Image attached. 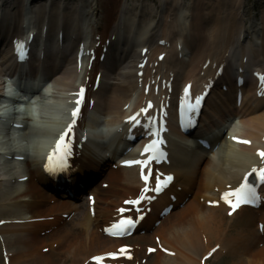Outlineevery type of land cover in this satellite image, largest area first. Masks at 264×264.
I'll return each instance as SVG.
<instances>
[{
	"label": "bare ground",
	"instance_id": "1",
	"mask_svg": "<svg viewBox=\"0 0 264 264\" xmlns=\"http://www.w3.org/2000/svg\"><path fill=\"white\" fill-rule=\"evenodd\" d=\"M3 1L0 38L4 33V39L11 33L14 38L24 35L32 18L46 25L43 68L54 80L40 114L42 121H27L20 136L11 123L0 132V264H86L93 256L122 246V241L106 237L103 229L123 200L136 196L142 185L138 170L120 166L116 157L120 148L105 138L97 152L79 151V171L72 180L73 188L91 184L88 192L96 202L94 215L80 189L77 201L49 191L42 158L47 141L62 126L70 94L79 84H86L87 78L92 86L95 74L107 66L96 111L114 130L131 108L136 111L148 102L151 95L146 96L144 88L154 81L174 78L180 86L192 82L203 90L225 57L239 63L240 42L234 38L250 33L241 22L248 20L254 27L253 12L247 0H75L66 4L58 0L51 6L37 4L27 12L25 1ZM193 7L196 14H190ZM257 23L264 33V17ZM60 36L72 44L80 45L84 38L91 43L97 57L90 70H76ZM114 36L122 45L111 53L107 64L101 63L103 45ZM99 41L102 44L96 46ZM162 41L164 46L159 45ZM178 41L187 47L188 62L184 53L178 54ZM147 46L148 65L144 76L137 78L136 67L143 59L140 50ZM110 47L115 45L110 43ZM163 53L165 60L158 62ZM7 56L4 42L0 46V96L6 77L16 75ZM247 63L264 70V43L249 51ZM156 95L162 100L166 93L160 88ZM231 112L225 123L234 118V126L213 151L202 154L182 145L174 150L166 169L176 174L175 184L144 220L145 235L132 237L136 243L131 254L140 264H203L205 256L220 259L223 255L230 257L229 264H264V231L258 228L264 226V207L243 209L229 217L220 200L221 192L235 188L260 164L256 149L264 139V99L245 100L242 108ZM23 142L29 147L22 146ZM23 155L26 160L19 161ZM171 205L174 211L162 220L161 213ZM234 221L249 226L234 233ZM151 246L155 252L148 259ZM130 262L123 255L118 260V264Z\"/></svg>",
	"mask_w": 264,
	"mask_h": 264
},
{
	"label": "snow or ice",
	"instance_id": "2",
	"mask_svg": "<svg viewBox=\"0 0 264 264\" xmlns=\"http://www.w3.org/2000/svg\"><path fill=\"white\" fill-rule=\"evenodd\" d=\"M16 48L19 53V58L23 59L26 54L23 51V41H17ZM260 82L261 84H264V76H260ZM83 93H84V89L81 88L80 93L78 94L80 96V99L77 100V108L73 109L72 111L73 117H75L78 113V106L82 102ZM187 93H188V89L185 88V94L187 95ZM201 99L202 97L197 96L195 98V103L194 104L190 103L188 107L190 109L198 108ZM149 107H151L150 104H149ZM140 111L146 112L147 109L146 108L141 109ZM137 116H131L128 119L130 121H133L134 124H139L140 121L139 119H137ZM74 124H75V119H73L72 122L68 124L66 130L60 134L59 139L56 141L55 147L48 154V157H47L48 162L44 166L46 171L52 174H55L57 171H62L67 168L66 157L70 154V145H69L68 140H66V136H68L72 132V128ZM159 143H162V141L152 140L143 146V152L141 153V155H143L144 153H147L148 156L146 159L128 160L124 162L125 164H128V165H131V164L140 165L141 166L140 167V178L144 181V188L141 189L140 196L136 200L125 201V203L137 205L143 199H152V197H147L144 194L150 190L157 192V193L161 192L163 188L166 187L167 184L173 179L171 175L165 177L164 179H161V174H156L155 176H153L150 163L151 161L157 159L156 153L159 151L158 149ZM160 155H163V153H160ZM260 155L264 157V152H260ZM252 171L257 172V169L253 168ZM258 175H259L260 181L264 182V168L259 169ZM150 178L154 179L155 181V187L151 189H149ZM233 197H234V200H233ZM221 199H223L226 203H228L234 210L235 208L239 207L240 204L255 203L259 199V195L255 187L245 182V183L240 184L238 188H235L232 191L224 192L223 195L221 196ZM210 203H215V202H210ZM119 211L123 212L124 210L120 209ZM136 211L139 212L140 209L137 208ZM0 223H2V221H0ZM136 223L137 221L129 216V217L120 219L118 223L113 224L110 229H107V231H109L110 234L112 235H122V234H125L129 228L135 227ZM261 227L264 228V226H261ZM149 251L150 252L154 251V249H149ZM165 251L167 250L165 249ZM120 252L121 254H123L124 249L122 248ZM106 255L109 257L115 258L117 253L110 252V253H107ZM92 259L100 262L103 260V257L96 256V257H93Z\"/></svg>",
	"mask_w": 264,
	"mask_h": 264
},
{
	"label": "rangeland",
	"instance_id": "3",
	"mask_svg": "<svg viewBox=\"0 0 264 264\" xmlns=\"http://www.w3.org/2000/svg\"><path fill=\"white\" fill-rule=\"evenodd\" d=\"M233 226H234L235 231H238V230H241L243 228V226L245 228H247L249 225H247L246 223H240L239 221H235L234 224H233ZM214 264H226V262H224L223 259L221 261H219V262H217V260H215Z\"/></svg>",
	"mask_w": 264,
	"mask_h": 264
}]
</instances>
